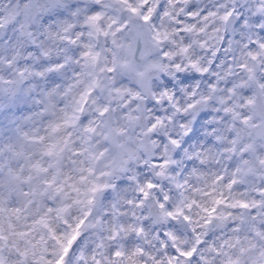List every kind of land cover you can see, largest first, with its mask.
<instances>
[{"label": "snow or ice", "instance_id": "1", "mask_svg": "<svg viewBox=\"0 0 264 264\" xmlns=\"http://www.w3.org/2000/svg\"><path fill=\"white\" fill-rule=\"evenodd\" d=\"M0 264H264V0H0Z\"/></svg>", "mask_w": 264, "mask_h": 264}]
</instances>
